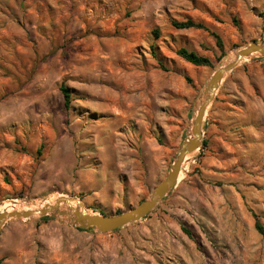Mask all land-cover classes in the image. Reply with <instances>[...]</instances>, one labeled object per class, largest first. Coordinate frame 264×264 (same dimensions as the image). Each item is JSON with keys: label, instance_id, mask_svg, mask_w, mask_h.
<instances>
[{"label": "rangeland", "instance_id": "1", "mask_svg": "<svg viewBox=\"0 0 264 264\" xmlns=\"http://www.w3.org/2000/svg\"><path fill=\"white\" fill-rule=\"evenodd\" d=\"M252 43L264 0H0V213L65 196L116 216L150 199L212 75ZM204 142L142 221L101 234L11 220L0 264H264V58L227 76Z\"/></svg>", "mask_w": 264, "mask_h": 264}, {"label": "water", "instance_id": "2", "mask_svg": "<svg viewBox=\"0 0 264 264\" xmlns=\"http://www.w3.org/2000/svg\"><path fill=\"white\" fill-rule=\"evenodd\" d=\"M253 57L264 58V45L252 43L234 53L229 62L223 64L214 72L206 87L203 102L199 106L193 120L190 136L180 146L178 155L168 170L167 176L155 187L150 199L143 201L136 208L116 216H104L91 212L79 199L60 196L53 205L44 207L37 211H3L0 213V231L7 222L15 219H29L32 217H46L48 215H59L66 218L70 225L83 230L96 231L107 234L122 229L128 225L145 219L169 193L177 186L187 159L200 150L203 146V125L210 106L213 104L217 92L227 76L233 72L242 62ZM76 201V209L63 207L64 203Z\"/></svg>", "mask_w": 264, "mask_h": 264}, {"label": "trees", "instance_id": "3", "mask_svg": "<svg viewBox=\"0 0 264 264\" xmlns=\"http://www.w3.org/2000/svg\"><path fill=\"white\" fill-rule=\"evenodd\" d=\"M173 26L177 29H190V28H197V29H205L201 24H195L191 21L186 22H176L174 21ZM177 55L184 59L186 62L195 65V66H211L210 60L203 58L197 55L195 52H190L185 48H181L178 50ZM63 95L66 99V106L69 104L70 95L67 88H62ZM205 142L203 146H205ZM203 149V148H202ZM256 228L259 233L264 236V228L260 223H256Z\"/></svg>", "mask_w": 264, "mask_h": 264}, {"label": "bare ground", "instance_id": "4", "mask_svg": "<svg viewBox=\"0 0 264 264\" xmlns=\"http://www.w3.org/2000/svg\"><path fill=\"white\" fill-rule=\"evenodd\" d=\"M233 57H234V53L230 55V57L226 60L225 63H227L230 60H232ZM55 201L49 202V203H45L43 205H39V204H36V205H24V204H20V203H17V202H13V203H10L8 206H5V207L8 208V211H12V210H17V211H37V210L43 209L46 206L53 205L55 203ZM63 207H65L67 209H70V210H71V208L76 209L78 207V203L76 201L67 202V203L63 204Z\"/></svg>", "mask_w": 264, "mask_h": 264}]
</instances>
